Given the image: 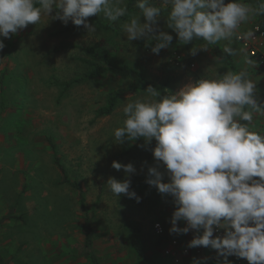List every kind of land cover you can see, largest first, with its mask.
Masks as SVG:
<instances>
[{
  "label": "rangeland",
  "instance_id": "rangeland-1",
  "mask_svg": "<svg viewBox=\"0 0 264 264\" xmlns=\"http://www.w3.org/2000/svg\"><path fill=\"white\" fill-rule=\"evenodd\" d=\"M139 14L137 9L116 22L102 14L89 17L112 29L96 27L95 33L88 34L80 27L60 36L53 33L74 25L42 17L37 25L4 40L0 50V220L9 215L13 219L0 226V264H94L90 252L97 264H190L193 257L210 258L201 249L186 247L192 232L169 234L171 198L138 185L153 164L151 146L149 150L138 147L143 141L117 145L113 130L123 126V107L146 97L143 79L153 85L166 84L175 92L202 76L217 78L218 73L243 70L256 82L258 101H264V75L235 36L192 55L189 50L205 42L179 44L163 19L161 26L174 39L168 49L153 54L154 41L129 42L123 36L121 25ZM254 23L264 24V15L246 22ZM88 48L105 51L114 64L128 65L142 77L110 73L90 79L89 66L83 62L89 59ZM74 80L80 82L63 88L62 84ZM114 94L119 97L114 113L98 118V110ZM253 125V131L261 132V116L254 117ZM56 156L64 172L56 165ZM114 160L131 162L137 169L131 188L142 198L140 203L123 195L118 199L107 190L109 177L124 179L122 170L111 167ZM157 222L167 228L163 244L157 243L154 234ZM134 229L140 231L145 260L131 248ZM89 231L93 236L88 250ZM172 241L179 242L175 249L179 263L166 255ZM184 249L189 255H182Z\"/></svg>",
  "mask_w": 264,
  "mask_h": 264
},
{
  "label": "clouds",
  "instance_id": "clouds-1",
  "mask_svg": "<svg viewBox=\"0 0 264 264\" xmlns=\"http://www.w3.org/2000/svg\"><path fill=\"white\" fill-rule=\"evenodd\" d=\"M134 7L140 14L121 25L123 36L129 42L154 41L156 55L174 39L161 19L179 44L205 41L189 50L195 55L230 41L252 16L264 15V0L258 7L242 0H135ZM166 8L170 11L164 16ZM127 11L125 0H0V50L5 39L42 17L64 26L71 22L91 34L97 29L89 17L102 14L116 22ZM165 90L149 85L146 97L123 107L125 119L113 130V143L142 140L138 147L151 146L153 164L147 166L145 183L171 198L170 235L192 232L186 247L215 250L216 264H231L232 256L264 264V133L252 130L254 117L264 116V101L256 98V82L243 70L227 71L190 80L175 92ZM111 167L122 170L124 179L109 177L107 190L140 203L131 188L135 166L114 160ZM218 230L223 235H215ZM209 259L193 257L190 264H208Z\"/></svg>",
  "mask_w": 264,
  "mask_h": 264
},
{
  "label": "trees",
  "instance_id": "trees-1",
  "mask_svg": "<svg viewBox=\"0 0 264 264\" xmlns=\"http://www.w3.org/2000/svg\"><path fill=\"white\" fill-rule=\"evenodd\" d=\"M246 2H249V0H246ZM134 5H135V0H128V5H127L128 11H127V14L124 17H122L123 19H127L130 15H132L137 10V8H135ZM157 6H160V5L157 4ZM168 11H170V8H166L164 10V13H163L164 16L167 15ZM89 22L94 24L95 27H98L102 30H111L112 29V26L105 25L100 20H98L96 18H89ZM259 24L264 29V24L263 23H259ZM79 28L80 27H76V26L68 27V28L54 32L53 36L65 35V34L73 32V31H76ZM193 42L196 44H202L205 41H203L202 39H197V40H194ZM216 51H217V55L219 57H222L225 59L224 54H222L218 49H216ZM86 53L88 54L89 59L84 60L83 62H85L89 66V69L91 71V74L89 75L90 79L95 78L97 75H104V74H110V73L120 75L123 77H139V78L142 77L136 70L130 68L128 65L114 64L111 61V58L103 50L101 51V50H97L95 48H88L86 50ZM226 60H227V58H226ZM79 82H80L79 80H74L71 83L62 84V86L64 89H68L71 87V85H74L75 83H79ZM149 85H152L154 87L159 88L162 93L166 94V90H165V89H167L166 84L158 86V85H153L151 83H148L144 79L142 80V86L141 87L143 89L147 88ZM118 102H119L118 94L112 95L109 98L107 105L105 107L101 108L100 110H98V113H97L98 118L108 117V116L112 115L114 113L117 105H118ZM140 141H142V140H140ZM55 163L61 169V171L64 172V169L62 168L61 163H60V159L57 156L55 158ZM145 180L146 179L141 180L138 183V185L140 187H142V189L157 191L155 189V187H151L147 183H145ZM66 181H68L67 177H66ZM82 201H84V200L82 199ZM82 204L84 205V202H82ZM6 219H13V217L11 215H9ZM6 219L0 220V226L3 224L4 221H6ZM164 226H165V224H164ZM89 232L90 233L88 235L87 243H86L88 250L91 249V246H92L91 241H92V236H93V232L92 231H89ZM167 238H168L167 228L165 226V235L162 237H156L157 243L163 244L167 241ZM181 239L183 240V237ZM129 242H130L131 248L135 251L137 256L139 258L145 260L146 259V252H145L144 246L141 242L140 231L138 229H134L131 232L130 237H129ZM90 255L92 256L94 264H97V261L93 257V254L91 252H90ZM197 257H199V256H197ZM208 264H211V263L208 261Z\"/></svg>",
  "mask_w": 264,
  "mask_h": 264
},
{
  "label": "built area",
  "instance_id": "built-area-1",
  "mask_svg": "<svg viewBox=\"0 0 264 264\" xmlns=\"http://www.w3.org/2000/svg\"><path fill=\"white\" fill-rule=\"evenodd\" d=\"M243 27L244 26L242 24L238 30V34L235 36V39L248 54V56L255 60L258 69L264 75V29L258 23L253 24L249 31V33H251L249 36L248 33L243 31ZM261 124L262 133H264V116H261ZM157 224L159 225V228L156 227ZM153 230L156 237H162L165 235V226L162 222L155 223ZM215 235H223V230H218ZM178 245L179 242L172 241L170 244L171 247L166 251V255L176 258L177 263L180 262L179 258L175 254V249L178 247ZM182 252L183 256L189 255L188 249H184ZM228 259L231 260L233 264H248L247 260L243 258L232 256Z\"/></svg>",
  "mask_w": 264,
  "mask_h": 264
},
{
  "label": "crops",
  "instance_id": "crops-1",
  "mask_svg": "<svg viewBox=\"0 0 264 264\" xmlns=\"http://www.w3.org/2000/svg\"><path fill=\"white\" fill-rule=\"evenodd\" d=\"M242 2H244V3H248V4H250V3H252V4H257V5H259V2H260V0H249V2H246V0H242ZM255 24V23H254ZM252 25L253 24H246V23H243V31L245 32V33H249V31H250V29H251V27H252ZM261 132H262V124H261ZM198 249H201V250H203L204 251V253H206L208 256L210 255V258H211V261L209 260V262L211 263V264H216V252H215V250H213V249H211V248H204V247H197ZM203 257V256H202ZM185 258H187V257H183L182 259H185ZM231 261V260H230ZM231 264H233L232 262H231Z\"/></svg>",
  "mask_w": 264,
  "mask_h": 264
}]
</instances>
